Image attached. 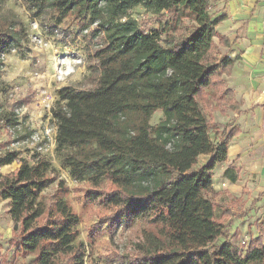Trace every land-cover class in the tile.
I'll return each instance as SVG.
<instances>
[{
  "label": "trees",
  "instance_id": "obj_1",
  "mask_svg": "<svg viewBox=\"0 0 264 264\" xmlns=\"http://www.w3.org/2000/svg\"><path fill=\"white\" fill-rule=\"evenodd\" d=\"M0 70L4 58L27 40L21 18L1 13ZM37 20L55 25L72 17L96 25L105 46L97 51L99 75L92 90L65 87L52 110L56 158L107 213L100 224L112 235L123 223L144 222L132 253H111V264H264V228L243 257L231 241L214 171L228 159L233 131L214 141L205 106L228 105L226 88L235 62L232 45L218 31L226 19L210 13V0H24ZM142 7L148 25L132 16ZM152 23H155L152 24ZM162 112L164 119L152 125ZM226 136V137H225ZM203 157H209L202 162ZM17 163L9 174L2 169ZM45 158L0 155V198L10 204L9 245L28 264H87L80 217ZM106 187V188H104Z\"/></svg>",
  "mask_w": 264,
  "mask_h": 264
},
{
  "label": "rangeland",
  "instance_id": "obj_2",
  "mask_svg": "<svg viewBox=\"0 0 264 264\" xmlns=\"http://www.w3.org/2000/svg\"><path fill=\"white\" fill-rule=\"evenodd\" d=\"M216 2L210 0V13L215 18L221 11ZM8 11L21 18L27 40L22 47L5 56L0 70V155L17 152L29 162L37 156L47 159L57 172L55 182L42 194L41 200L49 202L53 199L59 183H63L68 191L66 199L81 220L79 239L88 249L87 264H111V253L117 252L121 256L132 253L146 224L139 221L123 223L112 235L100 224L101 217L107 212L90 196L94 189L87 183L76 182L56 158L57 125L52 116L59 90L65 87L95 88L94 79L99 75L95 54L106 44L104 35L96 25L89 27L86 22L72 17L66 18L61 25H55L49 19L39 21L26 10L24 0H6L1 13ZM132 16L144 25L152 19L142 7L134 9ZM218 29L222 31V28ZM204 111L213 123L211 137L217 141L227 132L222 129L224 121L223 124L220 122L222 119L215 108L205 106ZM163 119V113L157 112L151 124L156 125ZM14 167L15 164L4 167L2 173L8 174ZM223 203L220 199L219 218L223 214ZM9 208V202L0 198V264H28L32 258H15L14 249L9 245L13 225ZM225 223L231 241L240 253L245 251L248 236L256 232V225H250L253 229L244 227L232 233V221L227 219Z\"/></svg>",
  "mask_w": 264,
  "mask_h": 264
},
{
  "label": "crops",
  "instance_id": "obj_3",
  "mask_svg": "<svg viewBox=\"0 0 264 264\" xmlns=\"http://www.w3.org/2000/svg\"><path fill=\"white\" fill-rule=\"evenodd\" d=\"M216 4L221 7L218 16L226 17L218 31L232 43L228 51L235 64L224 75L226 88L233 93L229 104L211 107L224 121L226 136L232 131L235 136L227 161L214 171L213 187L231 210L232 233L256 225L249 243L258 237L259 227L264 228V0H217ZM203 158L202 162L209 160ZM18 167L15 163L11 172Z\"/></svg>",
  "mask_w": 264,
  "mask_h": 264
},
{
  "label": "built area",
  "instance_id": "obj_4",
  "mask_svg": "<svg viewBox=\"0 0 264 264\" xmlns=\"http://www.w3.org/2000/svg\"><path fill=\"white\" fill-rule=\"evenodd\" d=\"M248 1H249V0H248ZM33 140L38 141L37 137H33ZM40 149H41V148H40ZM247 253H248V248L245 249V251H242V252H241V254H242L243 257L247 256Z\"/></svg>",
  "mask_w": 264,
  "mask_h": 264
},
{
  "label": "water",
  "instance_id": "obj_5",
  "mask_svg": "<svg viewBox=\"0 0 264 264\" xmlns=\"http://www.w3.org/2000/svg\"><path fill=\"white\" fill-rule=\"evenodd\" d=\"M262 104L264 105V95H263V99H262Z\"/></svg>",
  "mask_w": 264,
  "mask_h": 264
}]
</instances>
